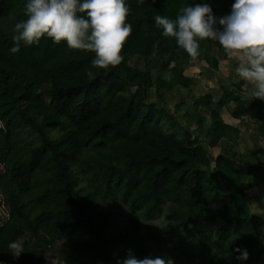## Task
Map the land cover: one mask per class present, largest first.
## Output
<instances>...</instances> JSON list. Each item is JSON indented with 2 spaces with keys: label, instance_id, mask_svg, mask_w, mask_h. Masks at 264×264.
Masks as SVG:
<instances>
[{
  "label": "trees",
  "instance_id": "obj_1",
  "mask_svg": "<svg viewBox=\"0 0 264 264\" xmlns=\"http://www.w3.org/2000/svg\"><path fill=\"white\" fill-rule=\"evenodd\" d=\"M193 2L199 0H126L132 32L121 50L124 59L95 69L94 54L49 39L11 53L12 28L24 19L25 0H0V193L7 210L0 224V264H116L129 251L137 258L167 255L174 264H237L235 248L247 249L246 264L258 263L264 252L259 220L250 214L244 193L256 170L227 156L209 158L166 111L165 95L194 84L185 68L204 62L217 69L219 59L212 55L224 51L204 40L193 59L155 26L156 15L175 19ZM207 2L222 17L233 0ZM136 58L144 70L129 65ZM164 70L168 80L161 77ZM230 104L232 118L258 123L257 133L264 136V101L258 99L224 94L214 102L205 95L187 115L202 129L206 123L198 108H206L208 134L233 142L238 130L220 117ZM22 128L34 139L27 148ZM55 131L61 134L52 139L49 133ZM80 172L88 175L86 191L77 187ZM117 201L125 206L119 216L102 207ZM163 213L170 238L152 224L143 238L136 216ZM233 223L243 229L235 230ZM17 239L24 252L13 258L7 245Z\"/></svg>",
  "mask_w": 264,
  "mask_h": 264
},
{
  "label": "clouds",
  "instance_id": "obj_2",
  "mask_svg": "<svg viewBox=\"0 0 264 264\" xmlns=\"http://www.w3.org/2000/svg\"><path fill=\"white\" fill-rule=\"evenodd\" d=\"M22 13L24 19L12 28L13 54L22 46L38 45L43 38L94 54L91 65L95 69L115 67L124 59L121 50L132 32V25L126 23V0H25ZM154 22L162 36L173 38L193 59L200 55L201 41L216 42L237 61L235 73L246 88L251 85L249 97L264 101V0H233L230 12L222 17L213 14L207 0H199L180 8L175 19L156 15ZM86 75L92 78L94 73ZM249 205L256 215L264 216V196ZM7 247L13 258L24 252L20 239ZM232 255L237 264L248 260L247 249L235 248ZM116 264H174V260L167 255L137 258L129 251Z\"/></svg>",
  "mask_w": 264,
  "mask_h": 264
},
{
  "label": "crops",
  "instance_id": "obj_3",
  "mask_svg": "<svg viewBox=\"0 0 264 264\" xmlns=\"http://www.w3.org/2000/svg\"><path fill=\"white\" fill-rule=\"evenodd\" d=\"M212 57L219 59L217 69H212L204 62H194L196 65L193 64L192 68L195 72L190 71L192 70L191 64L185 68L186 71L189 69V77H192L194 84L189 89L174 88L172 92L164 96L168 105L170 104L166 111L173 117L174 121L199 140L209 158L227 156L239 166L252 167L256 170L254 176L245 181V204L250 214L259 220L256 231L259 236L260 248L264 251V216L256 215L249 205L252 201L259 202L264 196V136L260 137L257 133L259 124L246 118L240 120L232 118L231 112L234 104L226 106L220 111V117L225 125L239 132L238 138L230 142L218 133L208 134L207 129L211 119L206 108H198L200 118L205 119L206 123L202 129L196 127L194 121L187 115L190 106L205 95L211 96L214 102H218L224 94L233 95L241 100L249 98L248 91L251 85L246 88L244 82L236 75L237 61L228 56L225 51L213 54ZM161 77L168 80L166 70L162 72ZM151 90L154 92L153 88ZM180 94L183 95L179 96ZM257 264H264V252Z\"/></svg>",
  "mask_w": 264,
  "mask_h": 264
},
{
  "label": "rangeland",
  "instance_id": "obj_4",
  "mask_svg": "<svg viewBox=\"0 0 264 264\" xmlns=\"http://www.w3.org/2000/svg\"><path fill=\"white\" fill-rule=\"evenodd\" d=\"M143 60L142 59H139V58H136V59H132L129 61V65L131 67H133L134 69H138V70H142L144 69L143 67ZM194 63H191V69L190 71H194V69L192 68L194 65ZM189 69H187L186 71V75L189 76L190 74L188 73ZM132 91L134 92H140L141 90L138 89L137 87H132L131 88ZM153 95V91L151 90L150 91V94H149V99L150 97ZM183 94H180L179 96H181ZM166 96V95H165ZM165 99V98H164ZM167 101V100H166ZM168 103V102H167ZM170 107V104L168 105ZM168 106L166 108H168ZM61 132L59 131H55V132H50L49 135L52 139H57L59 136H60ZM30 131L27 129V128H22L20 130V138L22 140V143L25 145V147L27 148L28 146H31V143L32 141L34 140L32 136H30ZM2 171V164H0V172ZM78 177H79V180L77 181V187H80L82 191H86L87 189V184H86V176L88 175H84L82 174V172L78 173L77 174ZM3 200H4V197L3 195L0 193V224L2 223V221L5 219L6 217V214H7V210L5 208V206L3 205ZM119 201L116 202V204H108V203H103L102 204V207L104 209L106 208H109L111 209L113 212H115L118 216H119V212L120 211H123L125 213V206L124 205H121L120 204V207H118L119 209H116L117 205H119ZM126 217L129 221H133L135 220L133 216H131L129 213H126ZM137 220L141 221V225H140V228H141V234L143 236V238H146L147 237V230H146V225L147 224H152V225H155L157 227H159V229L165 233V235L167 236V238H170V236L168 235L169 234V225L167 224L168 223V217L166 215V213H163L162 215H159V216H155V217H152V218H148V219H143L142 216L140 215H137L136 216ZM233 228L235 230H239V229H243V226L238 224V223H233ZM46 264H62V263H58V262H48Z\"/></svg>",
  "mask_w": 264,
  "mask_h": 264
}]
</instances>
